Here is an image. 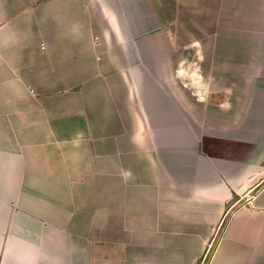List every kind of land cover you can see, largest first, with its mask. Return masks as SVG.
<instances>
[{
	"label": "crops",
	"instance_id": "0c3cea01",
	"mask_svg": "<svg viewBox=\"0 0 264 264\" xmlns=\"http://www.w3.org/2000/svg\"><path fill=\"white\" fill-rule=\"evenodd\" d=\"M0 264H264V0H0Z\"/></svg>",
	"mask_w": 264,
	"mask_h": 264
}]
</instances>
